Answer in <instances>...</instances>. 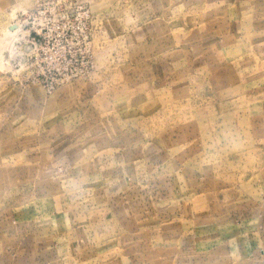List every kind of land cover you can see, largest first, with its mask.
<instances>
[{
  "label": "rangeland",
  "instance_id": "obj_1",
  "mask_svg": "<svg viewBox=\"0 0 264 264\" xmlns=\"http://www.w3.org/2000/svg\"><path fill=\"white\" fill-rule=\"evenodd\" d=\"M0 264H264V0H0Z\"/></svg>",
  "mask_w": 264,
  "mask_h": 264
},
{
  "label": "built area",
  "instance_id": "obj_2",
  "mask_svg": "<svg viewBox=\"0 0 264 264\" xmlns=\"http://www.w3.org/2000/svg\"><path fill=\"white\" fill-rule=\"evenodd\" d=\"M31 17V16H30ZM55 85L57 86V85H60V82H57V83H55Z\"/></svg>",
  "mask_w": 264,
  "mask_h": 264
},
{
  "label": "crops",
  "instance_id": "obj_3",
  "mask_svg": "<svg viewBox=\"0 0 264 264\" xmlns=\"http://www.w3.org/2000/svg\"><path fill=\"white\" fill-rule=\"evenodd\" d=\"M94 234V233H93ZM94 236V235H93Z\"/></svg>",
  "mask_w": 264,
  "mask_h": 264
}]
</instances>
